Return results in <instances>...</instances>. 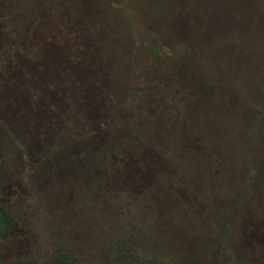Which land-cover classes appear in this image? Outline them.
Masks as SVG:
<instances>
[{
    "label": "rangeland",
    "instance_id": "1",
    "mask_svg": "<svg viewBox=\"0 0 264 264\" xmlns=\"http://www.w3.org/2000/svg\"><path fill=\"white\" fill-rule=\"evenodd\" d=\"M0 264H264V0H0Z\"/></svg>",
    "mask_w": 264,
    "mask_h": 264
},
{
    "label": "trees",
    "instance_id": "2",
    "mask_svg": "<svg viewBox=\"0 0 264 264\" xmlns=\"http://www.w3.org/2000/svg\"><path fill=\"white\" fill-rule=\"evenodd\" d=\"M4 216H5V210L0 205V221L1 220L3 221ZM11 264H78V263L70 256L63 255V256L54 257L53 259L46 262H38L33 259H26V260H17L12 262Z\"/></svg>",
    "mask_w": 264,
    "mask_h": 264
}]
</instances>
